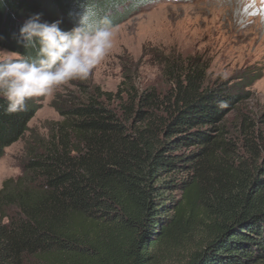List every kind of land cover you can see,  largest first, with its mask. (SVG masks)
I'll return each instance as SVG.
<instances>
[{
    "label": "trees",
    "instance_id": "obj_1",
    "mask_svg": "<svg viewBox=\"0 0 264 264\" xmlns=\"http://www.w3.org/2000/svg\"><path fill=\"white\" fill-rule=\"evenodd\" d=\"M150 1L0 0V48L17 56L0 62V156L36 111L9 71L52 74ZM157 63L163 88L124 68L114 91L55 94L59 119L0 185V264H264V116L245 107L260 73Z\"/></svg>",
    "mask_w": 264,
    "mask_h": 264
},
{
    "label": "rangeland",
    "instance_id": "obj_2",
    "mask_svg": "<svg viewBox=\"0 0 264 264\" xmlns=\"http://www.w3.org/2000/svg\"><path fill=\"white\" fill-rule=\"evenodd\" d=\"M164 55L199 57L209 79L259 72L245 107L264 116V0H151L113 28L83 38L52 74L28 67L9 71L7 78L17 81L13 93L31 98L36 111L23 137L0 156V185L20 174L25 141L45 135L59 119L51 106L56 93L78 84L114 91L124 68L137 87L163 88L157 62ZM15 58L0 48V62Z\"/></svg>",
    "mask_w": 264,
    "mask_h": 264
}]
</instances>
